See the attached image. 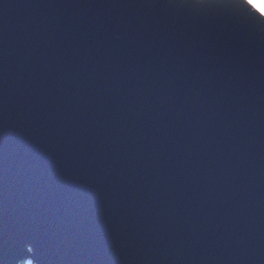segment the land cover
<instances>
[{
	"label": "water",
	"instance_id": "obj_1",
	"mask_svg": "<svg viewBox=\"0 0 264 264\" xmlns=\"http://www.w3.org/2000/svg\"><path fill=\"white\" fill-rule=\"evenodd\" d=\"M24 259L264 264V30L0 0V260Z\"/></svg>",
	"mask_w": 264,
	"mask_h": 264
},
{
	"label": "snow or ice",
	"instance_id": "obj_2",
	"mask_svg": "<svg viewBox=\"0 0 264 264\" xmlns=\"http://www.w3.org/2000/svg\"><path fill=\"white\" fill-rule=\"evenodd\" d=\"M93 6L149 7L164 10H192L207 13L212 10L239 9L250 24L264 30V0H91ZM250 9L251 12H248ZM119 39V37H117ZM3 264V260H0ZM28 264H32L28 261Z\"/></svg>",
	"mask_w": 264,
	"mask_h": 264
},
{
	"label": "rangeland",
	"instance_id": "obj_3",
	"mask_svg": "<svg viewBox=\"0 0 264 264\" xmlns=\"http://www.w3.org/2000/svg\"><path fill=\"white\" fill-rule=\"evenodd\" d=\"M24 260L20 261L19 264H24V262H27L28 260H32V259H24ZM33 263H34V261H33Z\"/></svg>",
	"mask_w": 264,
	"mask_h": 264
},
{
	"label": "bare ground",
	"instance_id": "obj_4",
	"mask_svg": "<svg viewBox=\"0 0 264 264\" xmlns=\"http://www.w3.org/2000/svg\"><path fill=\"white\" fill-rule=\"evenodd\" d=\"M25 264H28V261Z\"/></svg>",
	"mask_w": 264,
	"mask_h": 264
}]
</instances>
